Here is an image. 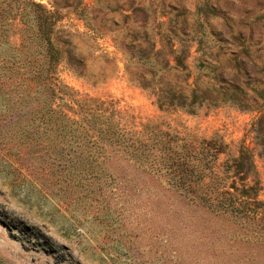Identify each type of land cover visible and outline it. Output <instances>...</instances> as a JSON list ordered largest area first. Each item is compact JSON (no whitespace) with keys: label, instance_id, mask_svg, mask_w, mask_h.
<instances>
[{"label":"rangeland","instance_id":"1","mask_svg":"<svg viewBox=\"0 0 264 264\" xmlns=\"http://www.w3.org/2000/svg\"><path fill=\"white\" fill-rule=\"evenodd\" d=\"M31 3L55 19L50 37L65 59L54 77L66 90L105 101L135 136L162 130L186 147L210 142L222 149L216 170L250 149L264 202V150L252 127L264 113V0H0V61L52 52ZM198 40L216 47L194 44L187 70L165 72L162 84L212 97L160 108L140 83L158 81L155 52ZM35 88L5 87L1 108ZM223 89L236 90L235 101L214 105ZM37 105L23 106L24 116ZM0 264H264V212L251 220L207 211L85 121L0 118Z\"/></svg>","mask_w":264,"mask_h":264},{"label":"trees","instance_id":"2","mask_svg":"<svg viewBox=\"0 0 264 264\" xmlns=\"http://www.w3.org/2000/svg\"><path fill=\"white\" fill-rule=\"evenodd\" d=\"M31 5L37 8L36 20L39 26L45 25L44 32L39 37L41 43L52 52L43 59L26 57L21 65H17L15 59L0 61V91L5 87L18 84L27 88L28 85L35 83L36 87L33 93L28 92L24 95L19 92L16 96L13 94L11 99L15 100L3 108L0 104V118L46 120L62 118L68 122L85 121L123 152L128 159L164 172L172 179L173 188L207 211L215 215L228 217L229 214L235 218L251 220L264 212V202L258 198L262 190L261 182L254 164V154L250 149L240 148L238 155L231 160L229 165L227 163L221 170H216L215 161L222 149L211 147L210 142H207L206 145L200 142L198 148L195 144L192 147H186L187 143L178 144L174 134L162 130H149L141 137L135 136L137 132L120 124V121L114 118V112L108 111V107L104 106L105 101L92 98L78 99L72 92L66 90L65 86L54 77L55 67L65 59L60 55L58 46L53 43L50 37L52 28L50 25L55 23V19L48 11L43 13L40 5L34 3ZM210 8L214 12L215 6L211 5ZM182 30L185 31L184 28ZM194 44L196 51L201 53L211 54L216 47L215 42L185 41L176 47H174V43H169L166 46L167 50L160 48L155 52L156 58L161 64L159 71L153 74L155 76L157 73H161L158 75V81L156 84L140 83L156 96L155 101L160 108L192 109V105L198 99V93L203 92L212 97L210 89L204 91L192 89L189 95H185L180 90L162 84L165 72L187 70L185 61L190 56V50ZM71 59V57L66 58V62H71ZM17 67L24 68V71L18 72ZM207 67L209 68V64ZM212 77L216 79L217 75L214 74ZM17 79H20V82ZM157 85L160 87L157 88ZM9 91L10 89H6L4 94ZM222 91H219L215 96L214 99L219 102H215L214 105L228 99L235 101L236 90L230 96H228V90L223 89ZM254 93L262 97L263 90L256 89ZM31 101H37L38 105L34 111L24 116L26 111L23 110V106ZM252 127L256 133V144L257 139L260 140L259 145L264 150V113L252 123Z\"/></svg>","mask_w":264,"mask_h":264}]
</instances>
